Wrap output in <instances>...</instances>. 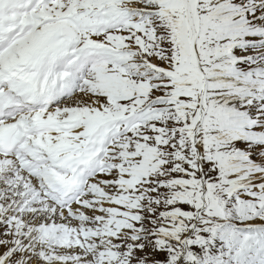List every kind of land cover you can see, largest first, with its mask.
<instances>
[{
	"label": "snow or ice",
	"instance_id": "obj_1",
	"mask_svg": "<svg viewBox=\"0 0 264 264\" xmlns=\"http://www.w3.org/2000/svg\"><path fill=\"white\" fill-rule=\"evenodd\" d=\"M258 15L246 0H0V264H149L161 177L187 175L175 165L201 132L232 163L216 143L243 122L222 82L264 39ZM184 167L176 189L217 202ZM167 220L165 243L189 227Z\"/></svg>",
	"mask_w": 264,
	"mask_h": 264
},
{
	"label": "rangeland",
	"instance_id": "obj_2",
	"mask_svg": "<svg viewBox=\"0 0 264 264\" xmlns=\"http://www.w3.org/2000/svg\"><path fill=\"white\" fill-rule=\"evenodd\" d=\"M252 1L253 4L246 0L249 9L256 2ZM253 23L264 24V15L256 18ZM241 53L243 51L238 55ZM261 96L264 98V93ZM258 100L259 104L255 101L257 105L250 108L249 112L245 110L246 106H239L234 110L243 124L250 128V133L241 130L240 134L251 135V138L244 135L238 137L239 139L236 137L227 140L228 142L223 140L216 143L222 154H232V163L227 169L219 166L213 141L205 144L201 132L197 137L200 153L195 148L190 149L188 155L192 157V162L181 160L175 165V168H179L181 173L187 172V175L176 174L173 169L172 175L161 177L158 190L150 194L151 199L157 203L154 206L146 205L155 213L154 217H147L150 220L148 228L152 234L150 243L154 245L148 253L152 257L149 264H264V244L261 243L264 241V207H261L264 202V99ZM225 105L231 110L232 106L224 99L221 106ZM186 163L189 167L192 163L196 166V184L204 183L205 188L209 184L216 185L218 197L217 202L212 205L205 202L195 231L188 237L186 236L193 227L201 205L193 204L190 195H182L176 189L175 181L190 183L193 178V173L184 167ZM183 187L184 185L180 186L181 189ZM177 200L179 204L176 203ZM209 208L212 209L211 213ZM173 212L181 213L189 227L180 234L178 240L173 235L165 243V238L159 235L160 229L171 227L167 217ZM232 233L241 237L248 235L251 242L242 251L236 246H229L227 237ZM184 238L187 255L180 259ZM157 240L159 243H155Z\"/></svg>",
	"mask_w": 264,
	"mask_h": 264
},
{
	"label": "bare ground",
	"instance_id": "obj_3",
	"mask_svg": "<svg viewBox=\"0 0 264 264\" xmlns=\"http://www.w3.org/2000/svg\"><path fill=\"white\" fill-rule=\"evenodd\" d=\"M256 2H257V4H259L256 7L263 6V8H264V0H256ZM260 16H262V15H258L257 16V19ZM254 60H256V59L254 58ZM257 74H258V72H257ZM253 77H254V79H253ZM258 78H259V76H256V75L250 74V73L245 74L244 76H238L237 74H235V72H233V73L231 72V75H230L229 79L227 81H224L223 82V84L225 86L221 89V90H224V88H225L224 96L223 97H226L225 102H229V104L232 106L231 107V110L234 111L235 109H238L239 106H244L245 105L246 106L245 110L249 112L250 111V108H253V106H256L257 105L256 102H255V100H254V96H252V94H250L248 92V90L256 91V86H257ZM246 84L249 85V87L247 88V90H245L243 93H241L240 92V89L241 88H244ZM254 85H255V87H253ZM212 135L215 136V135H217V133L216 132H212ZM240 135L241 136H244V135L247 136V134H240ZM221 141H223V140H221ZM237 174H239V173L237 172ZM255 174H258V173L255 172Z\"/></svg>",
	"mask_w": 264,
	"mask_h": 264
}]
</instances>
